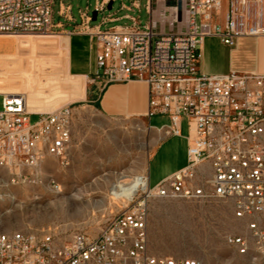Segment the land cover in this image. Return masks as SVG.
Segmentation results:
<instances>
[{
  "label": "built area",
  "instance_id": "1",
  "mask_svg": "<svg viewBox=\"0 0 264 264\" xmlns=\"http://www.w3.org/2000/svg\"><path fill=\"white\" fill-rule=\"evenodd\" d=\"M140 1L133 0L129 11H140ZM109 3H97L98 15ZM146 8L145 27L128 16L133 25L106 31L102 25L111 17L91 27L89 7L80 11L79 31L95 40L98 51L89 84L103 91L146 83L148 116L170 118L167 136H180L181 121L188 120L187 165L155 186L148 176L131 178L137 186L129 196L122 182L114 184L110 195L127 201L126 209L96 236L0 234V264H199L150 251L149 206L155 200L231 204L247 235H228L227 244L264 264V75L210 76L199 69L207 38L234 48L242 38L264 37V0H147ZM60 28L53 24V0H0V36H47ZM0 96V169L14 177L12 183H35L49 158L68 168L75 105L36 114L25 95Z\"/></svg>",
  "mask_w": 264,
  "mask_h": 264
},
{
  "label": "crops",
  "instance_id": "2",
  "mask_svg": "<svg viewBox=\"0 0 264 264\" xmlns=\"http://www.w3.org/2000/svg\"><path fill=\"white\" fill-rule=\"evenodd\" d=\"M103 1L97 0V3ZM107 1L114 3L116 0ZM130 8L123 4L122 9L129 11ZM60 15L73 26L66 30L67 37L0 36V40L10 46L7 51H0V94H27L29 110L36 114L51 112L67 99L74 105L84 104L75 107L70 149V166L74 170L70 174L81 169L103 168L105 161V165L122 170L112 173L111 186L124 183L125 180L120 178L123 175L128 179L148 176L152 184V162L166 143L169 147H165V156L171 158L177 146L181 160L166 168L154 181L155 185L183 169L187 165L190 137L188 120L182 119L180 136H167L165 129L171 124L170 118L148 116L149 87L146 83L114 84L103 91L90 85L89 78L97 70L96 42L79 31L81 27L73 15L72 3H62ZM128 16L131 15L122 18ZM122 18L111 17L110 20L115 22ZM59 25L63 28V24ZM63 51H66V58L69 52V64L67 71L61 73L58 65ZM201 54L199 69L203 74L257 71L264 75V37L242 38L234 48L224 45L219 38L210 37L204 41ZM85 108L88 114L82 111ZM91 116L96 117L94 124L87 123ZM159 121L161 125L157 124ZM184 121L187 122V133L182 136ZM122 145H127V149H122ZM83 154H87L88 159H84ZM60 168L59 177L64 178L67 168ZM63 188L58 184L60 191Z\"/></svg>",
  "mask_w": 264,
  "mask_h": 264
},
{
  "label": "rangeland",
  "instance_id": "3",
  "mask_svg": "<svg viewBox=\"0 0 264 264\" xmlns=\"http://www.w3.org/2000/svg\"><path fill=\"white\" fill-rule=\"evenodd\" d=\"M132 1H114L112 10L107 9L99 13L97 21H92L90 26L101 25L105 18H122L129 14L139 21L140 27H145L150 21L146 8L147 0L140 1V11L122 9L123 4L132 6ZM62 3H72L73 15L76 22L81 24L80 11H85L89 7V14L92 16L97 0H53V24H63V28L56 29L53 34L47 36L5 37L49 38L59 35L67 37L66 30L73 26L60 15ZM131 25H133L132 20L122 18L115 22H107L102 25V30ZM9 47L6 41L0 40V51H7ZM60 56L58 71L62 73L67 71L69 52L67 58L66 51H63ZM246 61L249 63L250 59L247 58ZM67 91L70 89L68 88ZM72 103L74 102L67 99L54 110ZM79 106L82 107L84 104L78 103L74 107ZM2 110L3 96H0V111ZM82 111L89 113L87 108ZM37 119V117L32 118L33 121ZM88 119H90L87 122L89 124L96 122L94 116ZM157 124L161 125L162 122L159 121ZM186 133L187 122L184 121L182 136ZM165 147H169V143L162 147L152 162V186L166 168L181 160V153L177 146L171 158L165 156ZM122 149H127V145H122ZM82 157L88 159L87 154H83ZM105 164L104 161L103 168L77 170L76 174H70L74 170L71 165L65 170L66 176L62 178V176L59 177V171L62 170L59 163L56 159L49 158L43 166L42 175L36 179L35 183H23L20 180L17 184L12 183L14 177L8 171L0 169V234L38 231L56 234L63 240L70 239L75 233L98 235L127 206V201L117 200L110 195L114 185L111 186L109 182L113 177L112 173L122 170ZM130 181L131 178L126 179L123 184H128ZM58 184L63 185V191H59ZM148 233L149 249L155 255L189 259L199 264H261L257 257L240 256L227 244L226 236L228 235H247L244 223L235 219L229 203L152 201L149 206Z\"/></svg>",
  "mask_w": 264,
  "mask_h": 264
},
{
  "label": "bare ground",
  "instance_id": "4",
  "mask_svg": "<svg viewBox=\"0 0 264 264\" xmlns=\"http://www.w3.org/2000/svg\"><path fill=\"white\" fill-rule=\"evenodd\" d=\"M2 95H5V96H14V95H25L26 96V98H27V103H28V96H27V94H25V93H18V94H7V93H3ZM124 176V175H123ZM120 179V178H119ZM136 186H137V184H136V182L135 181H130V183H128V184H121V190L126 194V195H130V194H132L134 191H135V189H136ZM116 199V198H115Z\"/></svg>",
  "mask_w": 264,
  "mask_h": 264
},
{
  "label": "water",
  "instance_id": "5",
  "mask_svg": "<svg viewBox=\"0 0 264 264\" xmlns=\"http://www.w3.org/2000/svg\"><path fill=\"white\" fill-rule=\"evenodd\" d=\"M112 6H113V1H111L108 5V10H112ZM93 21H97L98 19V12L97 11H94L93 14Z\"/></svg>",
  "mask_w": 264,
  "mask_h": 264
}]
</instances>
